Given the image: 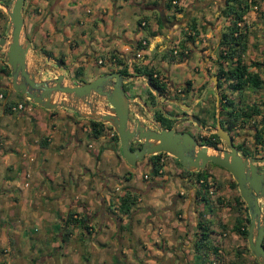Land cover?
Listing matches in <instances>:
<instances>
[{
    "label": "crops",
    "instance_id": "obj_1",
    "mask_svg": "<svg viewBox=\"0 0 264 264\" xmlns=\"http://www.w3.org/2000/svg\"><path fill=\"white\" fill-rule=\"evenodd\" d=\"M165 1L166 0H24V26L22 34L30 43V54H32L33 60L37 62L39 71L43 67H51V65H53L52 59L61 58L62 69H67L68 77L74 82L83 78L82 72L84 71V66L86 64L91 65V60H93L94 64L105 63L109 65V69L107 68L106 71L98 75L118 68L121 64L118 66L116 65L114 61L115 57L120 58L129 70H131L134 65L141 67L147 66L150 67L153 72H157V74L166 79V77L152 64L155 56L159 57L161 60L166 59L171 70L188 66L190 61L188 56L193 52H197L204 68V72H202L197 84L202 83L205 81L206 72L210 70L213 73L216 69L215 59L218 49L217 41L223 26L227 23L225 17L221 14L224 2L223 0H176V7L180 8V11L177 12L172 5L168 8H164L163 4ZM0 3L6 5L10 3V0H0ZM126 3H129L132 7L136 8V12L140 13V16L137 18L132 28H127L130 22L125 21V19L122 20V9ZM81 6L86 7L83 10ZM254 9H257V7ZM79 11L85 14L88 27L84 26V18L77 15ZM56 17L59 20L58 25L55 20ZM116 17L119 18V22L121 23L119 28L114 21ZM7 18V14L0 8L1 28L6 29ZM242 18L240 29L245 31V33L248 30V25L250 29L254 27L255 23L259 24L260 28L262 27L259 23V21H262V18L257 10H248ZM3 19L4 21H2ZM46 23H48V25ZM44 25L47 26L44 28ZM162 28L165 30L164 33L160 31ZM144 33L148 34V38H146ZM142 38L147 42V48L142 51L141 57L135 58L133 54L135 51L134 46L136 49V43ZM184 40L187 41L183 47L184 53H186L185 56L181 58L177 56L174 60H171L164 55L165 48H170L173 43L175 44V49L178 47V52H180L182 49L181 42ZM35 42L38 44L36 45ZM249 43L246 33L245 53L248 52L247 46ZM262 46L263 45H261V47ZM255 50L253 54L258 55L257 58L262 62V64L259 65V71L264 81V50L262 48ZM158 54L161 55L158 56ZM98 59L101 60L100 63H97ZM252 68L254 67H250V69ZM62 69L60 70L61 73L63 72ZM76 70H79V74H76ZM98 75H94L90 79ZM192 77V74L191 76L185 74L180 83L184 84L186 80H189L191 83L190 86L195 88L196 84L192 81ZM167 80L171 82L169 78ZM0 88L6 89L7 93H14L15 97L19 96L20 100L18 102L25 99L23 95L20 96L21 94L18 95L17 92L12 90L10 92L8 91L9 84L6 82V78L1 72ZM260 91H263V93ZM136 93H138V91L132 96V106L139 108L145 105L147 96L144 94L141 96ZM234 93L239 94V91H234ZM136 97H139L140 103L136 101ZM7 101L8 99H6L5 95H2L0 92V114H6L7 117L10 118L12 117L11 114L16 110L10 109L6 112L3 111L1 107ZM253 101L256 103H258V101L260 102L261 105L259 107L261 108V115H263L261 118L257 116L258 118L256 119L263 118L262 120L264 121V89H260L256 92ZM10 104L13 103L10 102ZM18 113L19 115L29 113L34 117L32 125L28 130H25L23 133L9 132L6 131L5 124L0 125V169L5 168L6 170V176L1 179V183L3 184L0 186L8 190L13 189L18 191V198L11 201L7 200V202H9L8 206L13 205L16 207V205H18L22 210L19 215L13 213V221L16 223L14 226L15 229L13 230V234L15 235L13 237H19L24 231L25 234H27V217H32L31 220L35 223L38 221L40 226L43 220L47 219L46 221L49 223H55L56 226L59 225L60 227L59 230L53 231L52 235H50L51 246L53 248L57 247V253L60 256L58 260L51 261L53 264L56 261L64 262L63 256L67 254L73 255L74 264H102L100 251L108 244H110V246L113 244L117 245V247H112L121 255L132 253V251H130L131 246H128L129 234L126 232L127 229H125L126 226H129L130 220L120 214L119 216L113 217L114 221L111 223V220L107 219V211L105 210V207L109 205L108 197L112 194L111 192L118 188L115 187L113 191L111 190L110 176H114L115 178H118V176L113 175L108 170L98 168L95 172L99 174V181L97 182L99 183V189H96L94 187L96 185H92V183H94L92 177L93 173L91 169H89V160H91V158H94L97 164L98 162H102V156H113L117 158L118 161H121V163L124 162V160L119 157L118 145H116V141L112 138L113 130L108 134L109 129H107V124L103 123V131L94 136L90 131L88 122H84L85 120L77 116L73 111L59 107L44 109L28 101L24 103V107L19 109ZM11 120L13 123L16 121L13 119ZM252 120H255V118H252ZM94 140L100 142L99 148L102 150L101 152L93 148ZM81 145L85 146L84 152L78 150ZM250 145H247V147ZM166 155L168 156V154ZM79 158L81 160L83 159V161L86 160L87 164H84V162L81 163ZM160 158H162V156ZM78 162H80L79 165L74 166V163L78 164ZM208 163L204 166L205 170H207V168L210 170L211 168L223 169L214 164L208 165ZM146 165L150 170L149 160ZM137 166L138 164L136 167ZM182 169L181 166L174 164V161L173 164L169 163L168 166L162 164L160 169L162 170V174L160 176H154L151 182L153 186L157 187V181L165 178V175H169L168 173L164 174L163 170H170L169 172L174 175L177 181H183V185L185 186L186 184L191 185V188L188 190V198H190L189 196L192 194L191 197L196 201L195 191L197 183L194 177L191 176V173L187 176L180 174ZM75 170H77V172ZM12 171L14 174L8 176V173ZM129 175L130 174H128V176L123 175L122 177L124 179H126V177L130 178ZM181 182L179 184H181ZM48 185H56V188H59L60 191L59 195L55 196L52 192H49L47 190ZM69 187H73L74 190L86 194L87 198L85 200H79L76 194L73 196L67 195L66 190ZM179 187L180 191L178 192L181 193L183 186L179 185ZM124 189L133 193L130 186H126ZM91 194H93V197H91ZM7 195H9V193H7ZM96 196L102 203V208H100L101 210H99L97 214L92 210L94 198ZM43 197L46 198L44 201L47 203L55 201V205L53 207L48 206L44 214H37L33 208L38 206ZM27 207L29 208L28 215L25 214ZM53 208H55L56 211L64 212V214L55 216V210ZM68 209L74 210L72 217L79 220L72 221L66 219ZM2 217L3 215L0 217V223H4L5 221ZM111 218L112 217L109 219ZM96 220H98V223L96 227H94L92 224ZM150 221H156V218H152ZM104 230L110 231L111 235L114 233L116 240L107 241L103 237L99 238ZM151 237H153V235ZM74 238H78L79 240L93 238V241L89 245V247H91L90 251L84 254H81L80 251L77 252L76 247L70 245V241ZM58 239L62 246H60V244L57 245ZM118 240L123 242H119ZM149 241L151 242L150 244H154L157 238H151ZM9 242L12 248L15 244L13 241ZM124 242H127V244H124ZM0 244L3 245L5 243L0 242ZM137 245V248H139L137 251H139L141 255L146 249H149L152 256L159 255L158 252L160 247H157V244L152 248L147 245L140 247L138 243ZM27 249L29 252L21 251L20 248H16L12 251H10L11 249L8 251V248H5L3 254L0 255L2 257L1 264H45L49 261L46 257L47 254L43 253L36 258L34 256L35 250L31 246ZM128 251L130 253H128ZM116 252H112L111 255H114ZM96 254L100 255V260H95ZM126 260L129 262L124 261L125 264L131 261L129 256ZM111 261L110 259L107 264H112ZM141 261L143 262V260ZM114 264L120 263L116 262Z\"/></svg>",
    "mask_w": 264,
    "mask_h": 264
},
{
    "label": "rangeland",
    "instance_id": "obj_2",
    "mask_svg": "<svg viewBox=\"0 0 264 264\" xmlns=\"http://www.w3.org/2000/svg\"><path fill=\"white\" fill-rule=\"evenodd\" d=\"M257 9L252 8L254 11L257 10L260 13V16L262 18V21H259L261 24V28L259 24H254V27L252 29L249 28L248 25V30L246 31L247 33V40L250 42L249 45L247 46L248 52L244 54V61H257L259 63L255 64L259 71V65L262 64V62L257 58L258 55H254L253 52L256 51L255 49H260L262 48L264 50V0H257ZM86 6H81V8L84 10ZM260 8V10H259ZM159 15V13L157 12ZM58 15V12H57ZM80 17L84 18V26L88 27V22L86 20V16L83 12L79 11L78 14ZM140 16L139 12H136V8L132 7L129 3H126L123 6L122 9V20L125 19V21L130 22V24L127 26V28H132L136 21L137 18ZM111 17V16H110ZM170 18V16H169ZM57 25L59 24V20L57 17L55 18ZM4 21V19L2 20ZM115 24L119 28L121 23L119 22V18L114 19ZM48 25V23H46ZM44 25V28L47 26ZM224 28V26H223ZM222 28V30H223ZM260 28V29H259ZM0 31L4 32V28L0 27ZM162 33H164V29L162 28L160 30ZM146 38H148V34L144 33ZM144 36V37H145ZM143 37V36H142ZM164 42V41H163ZM37 45L38 43L35 42ZM174 44V43H173ZM170 45V44H169ZM175 45V44H174ZM177 45V43H176ZM261 45H263L261 47ZM167 49V48H165ZM177 53H178V47H176ZM164 50V49H163ZM166 52V51H164ZM161 54H158L160 56ZM165 56L172 58L171 60H174L176 57H172L170 54H166ZM189 65L185 66L183 68H174L170 70V66L168 64V61L166 59H159V57L155 56L153 59V65L160 71L161 74H163L166 79L169 78V80L172 82L168 81L167 89L164 94V96L158 97V104L154 105V109L152 107L147 106L146 111H143L144 118L149 121L150 124H152V113L157 108L161 112L165 111L166 113H169V109H180L179 104L177 106L172 107L171 102L169 101L170 99H178L179 103L181 104H186L189 102L195 103L193 100L196 101V99H200L201 94H199L200 89L198 88L197 92H192L190 95H183V96H178L176 89L180 88L181 85H184L183 83H180L182 81V78L186 75L192 77V81L197 85L200 76L202 75V72H204L203 64L200 60V57L197 52L191 53V55L188 56ZM92 64H86L84 66V71L82 72V80H89L92 76L98 75L99 73H102L107 70L109 65H106L105 63L103 64H94L93 60H91ZM248 63V62H247ZM51 69L53 70L54 67L51 65ZM109 69V68H108ZM168 70V71H167ZM252 70H255L252 68ZM61 72V71H60ZM63 73V72H62ZM44 76H53L52 72L46 71V73H41ZM212 71L206 72V77L205 81L209 86H214L213 80L214 77H212ZM67 76H69L67 74ZM264 76V73H263ZM71 79V78H70ZM72 82H74L71 79ZM202 82V84L205 83ZM217 81V78H216ZM6 82H9V78H6ZM78 83V82H75ZM179 83V84H178ZM175 84V85H174ZM124 86L126 87L127 95H132L131 90L133 89H138V95H145L147 96V92L150 90L143 81L141 80H134V81H129L125 82ZM151 91V90H150ZM152 92V91H151ZM258 92V91H256ZM255 91H248L247 89L244 90H239V94L234 93L233 90H231L228 87V84L225 82H221V87L219 89L217 88H212L211 92L209 94H205L202 96V99H200L197 103L194 104L192 107V110L197 116H199L200 119H203V114L206 113L208 116H211V119H209V123H213L215 120V112H218V119H219V93H222L224 95H228V97L233 98L239 107L241 106H250L251 101L254 99V96L256 95ZM263 93V91H260ZM153 93V92H152ZM8 95V96H7ZM254 95V96H253ZM154 100L155 99V94L153 93ZM6 99H8V103L12 102L14 105L17 104V102L20 100L19 96L15 97L14 93H5ZM148 97V96H147ZM182 97V98H181ZM208 105H207V104ZM11 104V105H13ZM32 104V103H31ZM206 104V105H205ZM258 106H260V102L258 101ZM149 105V104H148ZM152 109V110H151ZM207 109V110H205ZM261 109V108H260ZM19 110L17 109L15 112L11 114L12 117L8 118L6 114L1 115L0 114V125H6V131L9 132H20L23 133L25 130H28L29 127L32 125V120L33 116L29 113L25 115H19ZM74 113V112H73ZM207 116V117H208ZM258 115H254L252 118H255V121L257 123V117ZM84 122H88L89 119L83 118ZM16 120L15 123L12 122V120ZM263 119V118H262ZM260 119L259 122H262L263 120ZM211 126V128H215V124H207V126ZM252 124L244 122V124H238L234 126L231 130H229L234 137L243 134H246V137L244 138L242 144L245 146L251 144V133H250V126ZM109 125H107V129ZM263 127V126H262ZM176 130H194L192 126L189 123H184L179 126H175ZM108 131V130H107ZM111 129H109L108 134L110 133ZM194 134L196 137L201 136L205 137L207 133L204 132H197L196 130L194 131ZM220 140V139H219ZM99 141L94 140V149L96 151L100 150L99 148ZM116 145H118V141H116ZM205 145V144H204ZM219 148H226V145L223 143L222 140L219 141L218 143ZM262 150H260L259 154L262 153ZM78 150L80 152L85 151V146L81 145ZM102 150H100L101 152ZM120 158L121 155L118 154ZM148 156H144L141 160H138L137 163L134 166H129L125 161V163H121V161H118L117 158L111 156V157H106L102 156L101 161L102 162H97L95 163V159L91 158L89 160V169H91L92 177L94 183L92 185L96 189H99V174L95 172L98 168L99 169H105L110 171L115 176H118V178H115L114 176H110V187L111 190L115 187H118L115 189L112 194H110L109 199V205L105 207V210L107 211V219L111 220V223H113L114 218L116 216H119L121 213L117 210V197H119L123 189L126 186H130L131 189L133 190V193L136 194V199L135 202L131 205L130 210L128 211L127 215L122 214L126 218L130 220L129 226H126L125 229H127L126 232H128V246L130 245V254H120L117 253L116 250L113 249V247H117V245L113 244L110 246V244L105 245L104 248L100 251V255L102 258V262L104 264H107L109 260L111 259L112 264L118 262L122 264L124 261H127V257H130V263L128 264H191V257L193 255V251L191 249L190 244L192 243L193 237L195 236L196 232V225L195 222L197 220V210L204 208L202 207L201 203L199 201H194V199L191 197L192 194H190V198H188V190L191 188L190 184L183 185V181L181 182L180 180H176L174 178V175L170 173L168 170H163L164 174L168 173L169 175H165V178L157 181L158 186L155 187L153 186L152 182L153 181V175L149 173V168L147 167L146 163L148 161ZM162 163L165 166H168L169 163L173 164L174 157L170 155H162ZM173 160V161H172ZM79 161L84 164H87L86 160L83 161L79 158ZM74 163V166L79 165V163ZM138 166L136 167V165ZM175 164V161H174ZM127 168H125V167ZM129 170V171H127ZM77 172V170H75ZM99 171V170H98ZM174 171V170H172ZM207 171L212 174V180L213 183L211 184L212 186L210 187L212 190V193L210 195V201L207 204L209 207V210H207L204 213V216L206 218H209L210 220H213V222L210 224L209 227V232L210 236L215 239L216 243L219 245V252L218 256H211L214 261L216 262H226L229 260H235L238 262H245V264H250V259L249 255L247 252H242L241 254L238 253V248L243 247L244 244L246 245L247 248V242L246 238L245 241L240 240L236 236V233L234 231L230 230H222L218 227V222L221 223H227L230 224L232 222V219L235 215V209L227 207L223 204H219L218 202L215 201L216 196H225V198H229L232 195V192L227 190L226 183L230 177L229 173H227L225 170L217 169V168H211L208 169ZM6 170L5 168L0 169V185L1 179L5 177L6 175ZM14 172H9L8 176L13 175ZM130 178L124 179L122 176L127 175ZM182 174V173H180ZM176 180V181H175ZM178 182V183H177ZM181 182V184H179ZM97 183V184H96ZM179 185H182L183 188L181 189V193H179ZM189 185V186H188ZM47 190L49 192H52L55 196L59 195L60 191L59 188H56V185L47 186ZM131 190V191H132ZM192 191V189H191ZM17 192V193H16ZM9 193V195H7ZM67 195L73 196L76 194L79 197V200H85L87 198L86 194L80 193L77 190H74L73 187H69L66 190ZM95 194V193H94ZM15 196V197H14ZM19 193L17 190H8L5 189L4 187L0 186V217L3 215L2 219H5L4 223H0V242H4L5 244L1 245L0 244V255L3 254V250L5 248L15 250L16 248H20L21 251H26L29 252L27 248L31 246L35 250L34 256L37 258L41 256L43 253L47 254L46 257L48 258V262L45 264H53L51 261L52 260H58L60 257L57 253V247H52L51 246V238L50 235H52L53 231L59 230V225L56 226L55 223L48 222L46 221L47 219L43 220V222L40 224L38 221L35 223L34 221L31 220L32 217H27V223H26V228H27V234H25V231L21 233V235L13 237L15 234H13V230L15 229L14 226L16 223L13 221L14 219V214L19 215L21 213L20 206L16 205L14 207L13 205L8 206L9 202L11 200H14L15 198H18ZM91 197H93V194H91ZM46 198H42L41 201L39 202L38 206L33 208L37 214H44V212L47 210L46 208L53 207L55 205V201H50L47 203L44 201ZM190 200V201H188ZM101 202L97 198V196L94 198V206L93 209L94 213H98L99 210H101ZM207 208V207H206ZM260 208H261V213H262V222L264 225V200L260 201ZM28 207L25 210V214L28 215ZM46 209V210H45ZM55 216H60L61 214H64V212L56 211L55 208ZM14 213V214H13ZM9 215V216H8ZM8 216V218H7ZM112 217L111 219H109ZM156 218V221H150V219ZM158 218V219H157ZM98 219V218H96ZM32 221V222H30ZM98 223V220L93 222L92 226L96 227ZM4 227V229H3ZM102 232V231H101ZM153 235V237H151ZM112 236V237H110ZM147 236V237H146ZM13 237V239H12ZM105 238L107 241H114L116 240L115 234L112 233L110 234V231L104 230L102 232L101 237L99 238ZM151 238H157V241L154 244H150ZM9 241L14 242V246L11 248V243ZM93 241V238L89 239H78L74 238L70 241V245L76 247L77 252L80 251L81 254L87 253L90 251L91 247H89L90 243ZM119 242H123L118 240ZM137 243L139 244L140 247L142 246H149L152 248L155 245L157 247H160V250L158 252L159 255L152 256L149 249L145 250V254L143 253L142 255L139 254V251H137L139 248H137ZM62 246L61 242L57 241V245ZM124 244H127V242H124ZM150 244V245H149ZM137 245V246H136ZM113 246V247H112ZM190 246V247H189ZM156 247V248H157ZM101 249V248H100ZM151 250V249H150ZM112 252H116L114 255H111ZM249 253V252H248ZM250 254V253H249ZM29 255V254H27ZM26 255V256H27ZM100 255L96 254L95 260H100ZM251 255V254H250ZM91 256V254H90ZM113 256V257H112ZM149 256V257H147ZM252 256V255H251ZM21 257V256H20ZM148 259H147V258ZM217 257V258H216ZM89 258V257H88ZM92 259V257H91ZM90 259V260H91ZM139 259V260H138ZM86 260V259H85ZM138 260V261H137ZM143 260V262L141 261ZM145 260V261H144ZM147 260V261H146ZM2 261V257L0 256V264ZM63 261L64 262H58L56 261L54 264H74L73 263V255L72 254H67L66 256H63ZM5 262V261H4ZM81 262V260H80ZM129 262V261H127ZM102 263V264H103ZM88 264V263H86ZM125 264V262L123 263Z\"/></svg>",
    "mask_w": 264,
    "mask_h": 264
},
{
    "label": "water",
    "instance_id": "obj_3",
    "mask_svg": "<svg viewBox=\"0 0 264 264\" xmlns=\"http://www.w3.org/2000/svg\"><path fill=\"white\" fill-rule=\"evenodd\" d=\"M23 1L10 0L6 5L0 3V8L8 17L6 36L0 35V47L3 48L0 58L8 65L10 73L8 91L17 92L26 101L44 109L65 108L79 117L109 125L117 136L119 153L129 166H134L146 155L165 152L190 173L204 168L208 162L225 169L235 182L238 195L246 207L249 218L246 228L247 249L258 264H264V247L261 244L264 225L260 208V201L264 200V156L260 157L262 166H259L253 156L239 154L228 131L220 126L217 111L215 128L203 129L215 133L226 145L224 149L198 144L188 132L175 129L180 121L169 128L162 127L155 119L150 124L144 118L143 111L132 106L133 98L128 97L123 89V83L141 80L158 101L160 94L146 74L124 76L112 70L82 83H75L67 76V69H62L60 60L52 59L54 69L43 67L38 75L39 67L30 54V43L22 34ZM47 70L53 76L42 78L41 73ZM212 77L216 88L215 74ZM136 101L140 103L139 97H136ZM169 101L179 104L180 108H189L177 99ZM130 111L135 115L132 119L129 118ZM165 116L173 117L168 113ZM188 119L199 125L195 116L190 115ZM134 141L140 144L131 149Z\"/></svg>",
    "mask_w": 264,
    "mask_h": 264
},
{
    "label": "trees",
    "instance_id": "obj_4",
    "mask_svg": "<svg viewBox=\"0 0 264 264\" xmlns=\"http://www.w3.org/2000/svg\"><path fill=\"white\" fill-rule=\"evenodd\" d=\"M257 0H223L224 7L221 10L222 16L225 17L227 23L224 26L223 30L220 32L217 45L218 49L216 52V69L214 74L217 78L216 81V88L219 89L221 87V82H225L228 84V87L233 91H239L247 89L249 91H258L260 89H264V81L261 78V72L258 70H252L250 67H256L255 64L259 63L257 61H251L249 64L244 61V54L246 50V33L245 31L240 29V22L243 20L242 16L253 7H257ZM171 5V0H166L163 4L164 8H168ZM175 11H180L179 7L174 6ZM35 12V11H34ZM190 37V36H188ZM187 43L186 40L181 42L182 49L180 52L173 53L172 48L165 49L167 54H170L172 57L181 58L185 56L184 53V46ZM136 48L145 50L147 48V42L145 44H141L140 41L136 43ZM167 57V56H166ZM172 59V58H169ZM62 63V59H59ZM114 61L116 65H120L118 68L114 69L117 70L120 74L124 76H129L133 74H146L151 81V84L156 88L158 93H163L164 89L167 88L168 80L164 79L162 76L157 74L153 77L152 69L147 66H136L132 67L129 70L124 63L120 60V58L115 57ZM1 63L0 60V65ZM3 69L0 66V71L4 70L8 73L7 66L5 64ZM76 74H79V70H76ZM77 76V75H75ZM78 83H82L85 80L79 79L76 80ZM186 87H189L190 82L186 80L185 83ZM0 92L2 95H5L6 89L0 88ZM17 94V93H16ZM219 123L222 129L224 130H231L237 124H244L251 123L254 127L253 137L254 140L252 141L249 147L245 146L244 144L236 145L234 144L235 148L239 151L242 156H254L264 148V125L263 127H257L252 117L254 115H261V109L258 104L253 101L250 106H241L237 105V102L233 100V98L228 97V95H224L219 93ZM18 95H20L18 93ZM22 96V95H20ZM147 98L150 100V103H154V96L153 93L149 90L147 92ZM23 98V97H22ZM182 98V97H181ZM23 103L26 102L25 99L22 100ZM10 103L5 102L3 105V111L10 110ZM155 119L160 121L162 127L169 128L171 125V119L164 116L163 112L160 110H156ZM88 124L90 125V131L95 136L103 131L104 124L99 121L95 120H88ZM111 129L110 127H108ZM112 130V129H111ZM112 138L117 141V136L113 131ZM196 141L198 144H205L211 145L213 147L219 148V138L215 133L207 134L205 137L198 136L196 137ZM166 154L165 152H158L155 154H151L148 156V160L150 162V170L149 173L153 176H160L162 174L161 166L162 162H160V157ZM175 164L178 166L179 163L174 158ZM208 165H213L212 163H208ZM217 166V165H215ZM182 175H189L190 172L182 169ZM192 177H194L195 182L197 183V188L195 191V198L196 201L201 203V209L197 210V220L195 222L196 225V234L193 237L191 243V249L193 251V255L191 257V264H245V262H238L235 260H229L226 262L220 261L216 262L213 260L214 256H218L219 245L216 243L215 239L210 236L209 227L213 220L206 218L204 213L209 210L207 204L210 201V195L212 193L211 184L214 180H212V174L209 173L205 168L200 169L198 171L191 173ZM215 182V181H214ZM227 190L232 192V195L228 198L225 196H216L215 201L219 204H223L227 207L235 209V215L232 219L230 224L218 222V227L222 230H230L236 233V236L240 238V240L245 241L246 238V228L249 222V218L247 216L246 207L244 202L241 200L239 195L237 194L236 184L232 179H228L226 183ZM116 205L117 210L121 214H126L130 210L131 205L135 202L136 194L131 193L129 190L124 189L122 194L116 198ZM207 207V208H206ZM74 210L68 209L67 211V218L72 221H77L72 217ZM69 217V218H68ZM84 220V219H81ZM262 246L264 247V234L261 241ZM247 252L249 255L250 264H258L253 256H251L246 248V245L238 248V253L241 254L242 252ZM213 256V258H211ZM217 258V257H216Z\"/></svg>",
    "mask_w": 264,
    "mask_h": 264
},
{
    "label": "flooded vegetation",
    "instance_id": "obj_5",
    "mask_svg": "<svg viewBox=\"0 0 264 264\" xmlns=\"http://www.w3.org/2000/svg\"><path fill=\"white\" fill-rule=\"evenodd\" d=\"M0 35H2V36H6V33H5V29H4V32H2V31H0ZM29 37V36H28ZM3 52V48L2 47H0V53H2ZM134 54V53H133ZM0 60H1V63H3V64H5L6 66H7V70H8V73L7 72H5L4 70H2V71H0L1 73H3V75H4V77L5 78H9V82H10V73H9V68H8V65L2 60V58H0ZM246 63L248 62V64L250 63L249 61H245ZM3 64H1L0 66L3 68V69H5L4 68V65ZM259 67V66H258ZM254 69H255V67H254ZM39 71V70H38ZM40 72V71H39ZM38 72V75H40V73ZM44 73H46V72H44ZM41 77L42 78H49L48 76H44L43 74H41ZM9 82H8V84H9ZM191 84V83H190ZM214 86H209L207 83H206V81H205V83L204 84H202V83H199V84H197L196 86H195V88H192V86H190L189 85V87H186V84H184V85H181V87L180 88H177L176 89V92H177V94H178V96L180 97V96H183V95H190L192 92H197V90H198V88L200 89V91H199V94H201V97H199L200 99H202V96L203 95H207V94H209L210 92H211V90H212V88H213ZM126 87L124 86V83H123V89H124V91H125V93H127V91H126V89H125ZM166 89L167 88H165L164 89V91H163V93H160V96H164V94H165V92H166ZM138 90L137 89H133V90H131V92L133 93L132 95H129L130 94V92H128L129 94H128V97H132L133 95H134V93L135 92H137ZM198 93V92H197ZM127 95V94H126ZM147 100L144 102L145 103V105L144 106H140L139 108L142 110V111H146V108H147V106H149V107H152V106H154V105H156V104H158V102L157 101H155L154 100V103L152 104V103H150V100L148 99V98H146ZM200 99H196V101L195 100H193L195 103H197ZM178 100V99H177ZM253 102V100L251 101V103ZM195 103H193V102H189V103H186L185 105L186 106H189V108H186V109H183V108H180V109H178L177 107H176V109L174 108V109H169V115H171V116H173L172 118H170V117H167V118H169V119H171L172 121H171V125H170V127L175 123V122H177V121H180L178 124H177V126H179V125H182V124H184V123H189L191 126H192V128L194 129V130H183V129H181V131H186V132H188L191 136H193L195 139H196V135L194 134V131L196 130L197 132H204V133H207V134H210V132H208V131H205L204 129H203V127H209V125L207 126V124H216V112H215V120H214V122L213 123H209V122H211V121H209V119H211V116H208L206 113H208V111L206 112V113H204L203 114V119H200L199 118V116H197V114H195L194 112H193V110H192V107L194 106V104ZM149 104V105H148ZM171 104H172V107H173V105L174 106H177V104L175 103V102H171ZM207 104V103H206ZM205 104V105H206ZM208 105V104H207ZM154 109V108H153ZM156 110H158L157 108H155V110L153 111V113H152V115H151V117H152V119H155V113H156ZM205 110H207V109H205ZM163 114H164V116H165V114H166V112L165 111H163ZM190 115H193V116H195L198 120H199V125H197V124H195L193 121H191L190 119H188V117L190 116ZM135 115L130 111V114H129V118L130 119H132L133 117H134ZM208 116V117H207ZM156 120V119H155ZM219 120V119H218ZM259 120L260 119H258V121H257V123H256V125H257V127H259L260 128V126L262 127V125H264V121H262V122H259ZM156 121H158V120H156ZM255 121V120H254ZM160 122V121H159ZM160 125L162 126V124L160 123ZM209 128H211V126L209 127ZM250 129V133H251V143H252V141L254 140V137H253V133H254V127H253V125H251L250 127H249ZM179 130V129H178ZM227 131V130H226ZM228 133L230 134V137H231V141H232V143H233V145L234 144H238V145H241L242 143H244L243 142V140H244V138L246 137V134H243V135H238V136H236V137H234V135L228 130ZM139 142H137V141H134V142H132V144H131V149H133V148H135V147H137V146H139ZM237 150V149H236ZM264 150V149H263ZM238 151V150H237ZM239 152V151H238ZM261 156H264V151H262V153L261 154H256V155H254L253 157L256 159V164L257 165H259V166H262V162H260L259 161V159H260V157ZM141 160V159H140Z\"/></svg>",
    "mask_w": 264,
    "mask_h": 264
},
{
    "label": "built area",
    "instance_id": "obj_6",
    "mask_svg": "<svg viewBox=\"0 0 264 264\" xmlns=\"http://www.w3.org/2000/svg\"><path fill=\"white\" fill-rule=\"evenodd\" d=\"M171 5L172 6H176L177 5V1L176 0H171ZM254 8V7H253ZM140 43L141 44H145V40L142 38L141 40H140ZM171 48H172V51H173V53H175L176 52V49H175V45L173 44L172 46H171ZM143 50H141V49H138V48H136L135 49V51H134V56H135V58H138V57H141L142 56V52ZM101 62V60L100 59H98L97 60V63H100ZM152 75H153V77H155L157 74H156V72H153L152 73ZM24 107V103L21 101V102H18L16 105H12V106H10V109L12 110H19V109H22ZM2 109H3V106L1 107ZM163 158H160V162H162L163 160H162Z\"/></svg>",
    "mask_w": 264,
    "mask_h": 264
},
{
    "label": "clouds",
    "instance_id": "obj_7",
    "mask_svg": "<svg viewBox=\"0 0 264 264\" xmlns=\"http://www.w3.org/2000/svg\"><path fill=\"white\" fill-rule=\"evenodd\" d=\"M198 143V142H197ZM201 145H203V144H201Z\"/></svg>",
    "mask_w": 264,
    "mask_h": 264
}]
</instances>
